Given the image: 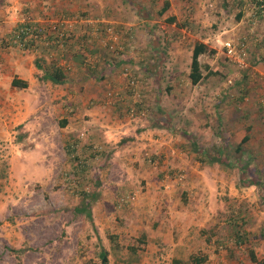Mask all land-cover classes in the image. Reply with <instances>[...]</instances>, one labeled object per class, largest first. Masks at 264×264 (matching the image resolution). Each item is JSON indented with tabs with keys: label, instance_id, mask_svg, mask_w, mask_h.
<instances>
[{
	"label": "crops",
	"instance_id": "crops-1",
	"mask_svg": "<svg viewBox=\"0 0 264 264\" xmlns=\"http://www.w3.org/2000/svg\"><path fill=\"white\" fill-rule=\"evenodd\" d=\"M19 1L0 5V38L7 44L0 50V139L7 140L13 135L14 139H20L21 145L24 140L42 136L44 131L40 126L46 125L42 120L47 118L41 113L46 112L48 106L58 107L62 119L60 130L67 140L66 147L73 145L77 150L74 172L82 176L86 165H89L90 170L100 176L94 183L96 187L90 199V216L100 232L117 215L122 219L118 222L123 224L121 229L126 234L142 238L141 264H171L172 259L186 260L190 254L198 252L206 257L203 264H255L257 247L263 248L264 237H254L252 231L255 228L228 225L242 223L244 214H227L226 210L218 212L222 209L220 195H238L235 184L224 180L222 173L216 174V168L203 165V158H195L191 150L182 146L186 138H183L186 136L183 129L190 128L189 120L186 121L182 115L184 106L187 107L190 98L194 104L199 102L193 96L185 95L190 90L186 85L190 84L189 57L194 43L189 33H185V28L178 33L180 39L176 36L175 41H172L173 37L165 39L167 55L155 53L157 68H154L151 58L144 57L143 52L136 55L132 48H128L118 57L111 58L109 53L95 50L99 47L95 43L89 53L92 64L87 67L83 65V58L76 47L80 42L82 46L80 37L75 41L68 39L60 46L53 36L40 32L42 26H38L40 39L35 45L23 50L8 45L4 38L9 32L20 28V25L37 22L35 18L41 15L38 1L35 8H31L34 2L25 0L29 1L28 8L36 17L21 23L20 18L27 10H23ZM59 1H52L51 5H61V9L56 10L63 15L74 16L79 11H90L100 16L105 24L116 27L124 24L116 22L113 15L116 13L122 17L129 12L127 2L123 4L121 1L109 7L100 0ZM163 1L158 13H155L158 6L154 3L161 0H144V8L131 5V9H136L135 15L141 13L144 16V20L139 22L144 26V36L147 35L156 46L157 41L164 38L159 37L161 31H155L153 39V23H160L159 16L165 14L175 16L179 21L183 12L182 2ZM165 2L167 7L164 10ZM192 7L194 10V5ZM168 21H172L170 26L175 27L173 18ZM148 25L151 26L148 28ZM191 42L192 45L187 47ZM183 56H186V64L182 69L179 64ZM146 62L150 65L145 66ZM50 67L62 70L63 83L52 84L41 79L42 70ZM123 69L141 80L142 84L134 95L126 88L121 76ZM163 74L168 75L165 88L161 84ZM12 80L24 83L25 87H12ZM196 84H190L193 90L189 95L196 93ZM207 88L211 90V86ZM41 91L47 93L41 103L43 111L37 100ZM110 93L113 96L107 97ZM50 97L56 99V104ZM131 108L135 113L128 116L127 110ZM35 131L38 133L32 136ZM145 153L154 158H144ZM8 154L12 155L8 158L11 162L15 156ZM157 157L164 158V161L154 166ZM209 170L215 174L208 175ZM114 173L115 177L111 178ZM177 174L181 179L175 177ZM127 194H134V200L124 206L117 205L116 199ZM82 198L88 199L89 196ZM0 220L3 245L13 251L27 249L20 219L14 214H0ZM250 250L254 251L250 252L252 262L245 258Z\"/></svg>",
	"mask_w": 264,
	"mask_h": 264
},
{
	"label": "rangeland",
	"instance_id": "rangeland-1",
	"mask_svg": "<svg viewBox=\"0 0 264 264\" xmlns=\"http://www.w3.org/2000/svg\"><path fill=\"white\" fill-rule=\"evenodd\" d=\"M24 1H19L23 10H27L20 18L21 23L36 17L28 8L29 1ZM32 1L34 6L31 8H35L36 1L39 2L37 6L42 8L41 15H37L40 19L35 18L37 22L26 27L42 26L40 32L53 36L60 46L68 39L75 41L80 37L82 46L80 42L76 47L83 58V65L87 67L92 64L89 53L94 43L99 46L95 50L108 52L105 47L109 37L101 29L105 25L112 28L115 36L121 37L124 51L132 48L136 55L143 52L145 58H151L154 68L158 67L154 60L155 53L167 55L168 43L165 39H180L178 33L181 29L185 28L192 42H206L201 43L213 53L202 54L198 59L202 77L195 86L196 93L189 95L193 88L190 84L186 85L190 90L185 95L193 96L199 102L194 104L190 98L187 107L184 106L182 115L186 121L189 120L190 128L183 129L186 134L183 138H186L182 146L191 150L195 158H203V165L205 163L216 168V174L222 173L224 180L235 184L238 195H220L222 209L218 212L226 210L227 214H244V220L228 225L255 228L252 231L254 237H264V0H178L183 6L179 21L175 16L165 14L159 16L160 23H153V39L155 31H161L159 37L164 38L157 41V46L151 43L147 35L144 36V26L139 23L144 16L141 13L135 15L136 9H131L133 4L144 8V0H100L108 7L118 4V1L127 2L128 14L122 17L116 13L113 15L116 22L124 24L118 27L105 24L100 16L90 11H79L74 16L63 15L56 10L61 9V5L54 2L51 5L55 0ZM11 3L12 0H0V5ZM154 4L158 6V11H155L158 13L164 1ZM189 8H192L191 11H188ZM237 15H240L239 18H236ZM170 18L174 19L175 27L170 26L173 23L168 21ZM61 21L64 22L60 28L61 38L48 34L49 26ZM96 26L101 28L95 32L93 28ZM18 29L9 32L4 39L12 48L22 50L12 43ZM169 29L170 32H167ZM226 40L243 50V67L224 57L221 46ZM6 45L0 38V50ZM185 64L186 56H183L179 66L183 69ZM148 65L150 63L146 62L145 66ZM182 74L184 77V72ZM167 76L163 74L161 77L163 88L168 86ZM209 86L211 90L207 88ZM44 95L47 96V93L41 91L37 96L41 110V103L46 99ZM50 99L56 104V99ZM57 108L48 106L46 112L41 113L47 118L42 120L46 125L40 126L44 131L42 136L24 140L21 145L20 139H14L13 135L7 140L0 139V214H14L20 219L27 246V249L20 251L8 250L0 240V264H101L99 254L102 250L106 253L107 264H141L142 238L139 235L132 238L126 234L122 230L123 224L118 222L122 219H118L117 215L112 217L104 231L97 229L90 216V199L96 187L94 183L100 176L91 171L89 165H86V172L81 173L82 176L74 172L77 150L71 146L73 151L68 153L67 140L60 130L61 114ZM37 133L35 131L32 136ZM243 136H247V141L239 145ZM8 153L15 156L11 162L8 158L12 155ZM144 158L154 157L145 153ZM157 158L154 166L164 161V158ZM220 158L225 160L224 163L214 161ZM210 173L215 174L209 170L208 175ZM112 177H115V173ZM175 177L181 179L178 174ZM248 182H256V185H249ZM81 196L89 198L83 199ZM262 246L257 247L255 264H264V244ZM248 253L245 258L252 262Z\"/></svg>",
	"mask_w": 264,
	"mask_h": 264
},
{
	"label": "built area",
	"instance_id": "built-area-1",
	"mask_svg": "<svg viewBox=\"0 0 264 264\" xmlns=\"http://www.w3.org/2000/svg\"><path fill=\"white\" fill-rule=\"evenodd\" d=\"M50 22L49 24H51ZM63 21L57 22L55 25H51L48 28V34H54L57 35L58 38H61L62 32L60 31V28L62 26ZM97 25V22H96ZM106 26V25H105ZM101 28V26H96L93 28V31H97L98 28L102 29V33L107 35V46L105 49L108 50L107 53L111 55V58L118 57L121 53H123V44H122V39L121 37L118 38L115 36V33L111 32V27H105ZM29 28V29H28ZM113 34V35H112ZM40 36H39V30H38V25L33 28L30 27H20L14 37L13 44H15L19 49H24L27 45H35L37 41H39ZM60 40V39H59ZM26 49V48H25ZM222 53L224 57L233 63L239 65V66H244L243 63V50L236 48V46L233 44L232 41L226 40L222 43L221 46ZM238 49V50H237ZM106 50V51H107ZM121 76L124 78L126 82V88L130 90V92L134 95L137 88L141 86V80L138 76L131 74L127 69H123L121 72ZM113 96L112 93L108 94L107 97ZM135 113V109L131 108L127 110L128 116H133ZM135 196L134 194H127L123 196H119L116 199V204L119 206H123L125 204L131 203L134 200Z\"/></svg>",
	"mask_w": 264,
	"mask_h": 264
},
{
	"label": "trees",
	"instance_id": "trees-1",
	"mask_svg": "<svg viewBox=\"0 0 264 264\" xmlns=\"http://www.w3.org/2000/svg\"><path fill=\"white\" fill-rule=\"evenodd\" d=\"M166 7H167V3H165L164 10ZM239 16L240 15H237L236 18H239ZM205 53L210 54V53H213V51L208 50L207 47L204 44H202L201 42H194L193 43L192 50H191V56H190V63H189V73H188V80H189L191 85H195L196 83H198L201 80L202 76L200 73V66H199L197 59L200 55L205 54ZM41 79L43 81H49L52 84H61L64 81V74L59 67H50L48 69L42 70ZM10 85L12 87H18V88H24L25 87L24 83L18 82L15 80H12L10 82ZM246 141H247V136H243L239 142V145L245 143ZM71 146H73V145H70L67 147L69 154L73 151L72 150L73 147H71ZM237 151H239V149H237ZM214 161L221 164V163H224L225 160L223 158L222 159L220 158V159H216ZM76 167H77V165H76ZM241 172H243L242 169H241ZM248 183H249V185H256V182H248ZM76 210L79 211V209H76ZM99 257H100L101 264H107L106 253L104 250H102L100 252ZM250 259L253 260V257L251 254H250ZM205 261H206L205 255H203L201 253H194V254H190L186 260L172 259L171 264H203Z\"/></svg>",
	"mask_w": 264,
	"mask_h": 264
}]
</instances>
